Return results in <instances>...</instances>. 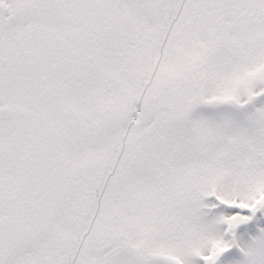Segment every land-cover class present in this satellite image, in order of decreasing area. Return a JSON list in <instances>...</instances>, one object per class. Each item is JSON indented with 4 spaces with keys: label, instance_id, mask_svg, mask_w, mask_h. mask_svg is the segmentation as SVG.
I'll list each match as a JSON object with an SVG mask.
<instances>
[{
    "label": "snow or ice",
    "instance_id": "obj_1",
    "mask_svg": "<svg viewBox=\"0 0 264 264\" xmlns=\"http://www.w3.org/2000/svg\"><path fill=\"white\" fill-rule=\"evenodd\" d=\"M0 264H264V0H0Z\"/></svg>",
    "mask_w": 264,
    "mask_h": 264
}]
</instances>
